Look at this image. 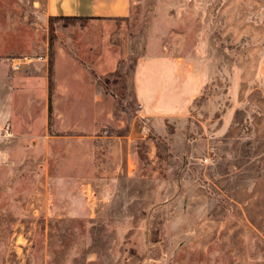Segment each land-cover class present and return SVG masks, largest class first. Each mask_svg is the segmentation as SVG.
Masks as SVG:
<instances>
[{
    "label": "rangeland",
    "instance_id": "rangeland-1",
    "mask_svg": "<svg viewBox=\"0 0 264 264\" xmlns=\"http://www.w3.org/2000/svg\"><path fill=\"white\" fill-rule=\"evenodd\" d=\"M30 1L0 0V264H264V0H131L52 44Z\"/></svg>",
    "mask_w": 264,
    "mask_h": 264
},
{
    "label": "crops",
    "instance_id": "crops-1",
    "mask_svg": "<svg viewBox=\"0 0 264 264\" xmlns=\"http://www.w3.org/2000/svg\"><path fill=\"white\" fill-rule=\"evenodd\" d=\"M33 10L35 5L41 8L38 13L40 18L47 21L50 16H86L95 18H126L131 13V0H32ZM75 70V69H74ZM78 75L84 74L83 69H77ZM152 113V112H151ZM152 113L151 116H155Z\"/></svg>",
    "mask_w": 264,
    "mask_h": 264
},
{
    "label": "trees",
    "instance_id": "trees-1",
    "mask_svg": "<svg viewBox=\"0 0 264 264\" xmlns=\"http://www.w3.org/2000/svg\"><path fill=\"white\" fill-rule=\"evenodd\" d=\"M93 18L92 17H86V16H79V17H76V16H71V17H65V16H55V17H50L49 19V28H50V41H51V44L52 42L54 41L55 37H56V34H55V29H54V23L55 21L57 20H65V21H80V23H82L83 25H85L87 22H89L90 20H92ZM95 19H101V18H95ZM51 64H52V61H51ZM52 74V68H51V71H50ZM90 73L92 74L93 77H97V74L95 73V71L93 70H90ZM102 82V81H101ZM104 84L105 87L108 88V83L104 82L102 83ZM53 83L52 81H50V89H49V97H48V110H49V116L51 117L52 116V113H53V110H52V105H53Z\"/></svg>",
    "mask_w": 264,
    "mask_h": 264
},
{
    "label": "built area",
    "instance_id": "built-area-1",
    "mask_svg": "<svg viewBox=\"0 0 264 264\" xmlns=\"http://www.w3.org/2000/svg\"><path fill=\"white\" fill-rule=\"evenodd\" d=\"M13 67H14V68H18V65L14 63V66H13Z\"/></svg>",
    "mask_w": 264,
    "mask_h": 264
}]
</instances>
